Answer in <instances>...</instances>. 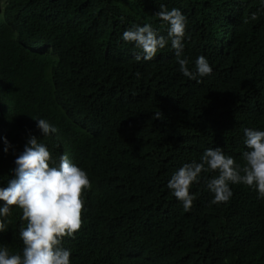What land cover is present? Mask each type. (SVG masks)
I'll list each match as a JSON object with an SVG mask.
<instances>
[{"label": "trees", "instance_id": "16d2710c", "mask_svg": "<svg viewBox=\"0 0 264 264\" xmlns=\"http://www.w3.org/2000/svg\"><path fill=\"white\" fill-rule=\"evenodd\" d=\"M161 4L185 17L189 67L202 55L211 74L182 76L167 45L151 61L127 55L134 46L120 37L133 24L166 36ZM258 9V0H0V136L11 145L0 151V186L29 135L86 172L80 228L61 240L70 264H264V200L253 189L230 185L231 199L212 204L205 180L215 173H202L186 211L165 187L206 148L243 166V129H264ZM36 118L56 133L42 137ZM11 207L0 245L19 253L23 223Z\"/></svg>", "mask_w": 264, "mask_h": 264}, {"label": "clouds", "instance_id": "9594fccd", "mask_svg": "<svg viewBox=\"0 0 264 264\" xmlns=\"http://www.w3.org/2000/svg\"><path fill=\"white\" fill-rule=\"evenodd\" d=\"M258 2L257 11H260L264 9V0ZM156 15L167 25L166 36L150 24H133L120 37L134 46L126 48V52L130 51L127 55L136 61H151L167 45L174 51L182 76L198 80L211 74L206 57H195L189 67V60L183 56L186 21L181 11L161 4ZM249 19L255 21L256 13H251ZM34 120L42 137L56 133L57 128L48 120ZM0 141L3 142L0 151L7 153L11 147L9 141L3 136ZM243 145L246 149L241 153L243 166L236 164L220 147L206 148L199 162L184 163L177 168L165 187L186 211L194 199L189 189L201 180L202 173H215L205 180L212 204L227 203L233 196L230 185L236 184L253 189L257 199L264 200V129L245 127ZM13 164L12 178L0 186V232L5 230L6 218L13 211L11 206H15L21 213L23 226L19 228L18 238L23 246L19 253H10L0 245V264H70V250L61 245V240L72 238L80 228L84 206L81 194L90 187L86 172L67 154H61L58 159L51 156L47 146L34 135L28 136Z\"/></svg>", "mask_w": 264, "mask_h": 264}, {"label": "bare ground", "instance_id": "6f19581e", "mask_svg": "<svg viewBox=\"0 0 264 264\" xmlns=\"http://www.w3.org/2000/svg\"><path fill=\"white\" fill-rule=\"evenodd\" d=\"M66 147V146H65ZM68 151V150H67Z\"/></svg>", "mask_w": 264, "mask_h": 264}]
</instances>
